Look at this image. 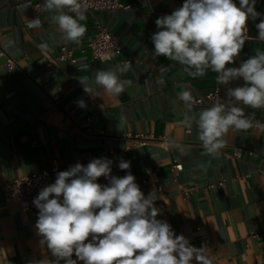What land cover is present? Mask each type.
<instances>
[{"label":"crops","instance_id":"obj_1","mask_svg":"<svg viewBox=\"0 0 264 264\" xmlns=\"http://www.w3.org/2000/svg\"><path fill=\"white\" fill-rule=\"evenodd\" d=\"M120 1L129 9L85 12L81 23L87 31L75 45L63 39L52 21L54 12L35 7L44 0H0V184L107 157L113 161L112 175L123 177L130 171L146 197L154 192L161 210L157 218L195 247H204L213 264H264V131H229L218 158L205 154L195 125L189 131L180 123L184 106L177 94L184 89L178 85L203 97L215 88L216 73L189 76L184 66L155 57L150 39L158 30L155 20L184 0ZM29 2L32 6L21 7ZM256 8L264 13V0H257ZM35 18L41 26L27 28L28 20ZM257 22L249 21V38L232 66L257 49L264 51V42L256 39ZM97 24L107 27L123 47L108 62L93 60L86 49ZM9 40L15 47L6 49ZM41 43L50 50H41ZM61 47L72 51L74 64L57 59ZM8 58L14 60L12 70L5 67ZM124 61H130L131 68L119 75L132 83L121 94L109 95L94 83L96 72L115 69ZM161 65L169 68L159 83ZM83 78L91 93L84 91ZM242 84L238 80L230 86ZM220 86V99L226 100L225 86ZM79 100L86 107H79ZM205 107L194 106L193 111ZM244 111L254 113V122L264 123V108ZM121 117L126 118L122 125ZM169 140L190 145V151L181 155ZM235 148L242 149L240 158L233 156ZM121 158L130 162L128 170L119 169ZM174 161L182 166L177 177L171 170ZM201 164L206 173L199 169ZM55 179L56 174L52 183ZM97 182L108 183L104 177ZM37 219L38 209L22 212L6 204L0 193V264L53 259L40 243Z\"/></svg>","mask_w":264,"mask_h":264},{"label":"clouds","instance_id":"obj_2","mask_svg":"<svg viewBox=\"0 0 264 264\" xmlns=\"http://www.w3.org/2000/svg\"><path fill=\"white\" fill-rule=\"evenodd\" d=\"M30 6L29 2L21 7ZM256 6L257 0H184L170 14L155 20L158 30L150 37L155 57L184 66L193 78L210 70L217 74V83L225 86L226 100L217 99L197 113L193 108L201 101L192 90L178 85L184 89L177 94L184 106L180 123L189 131L195 125L204 153L213 158L220 156L229 131H247L254 126V113L246 115L244 107L264 108V51L257 49L239 66H232L249 38V21H259L255 23L256 39L264 42V13ZM35 7L55 13L52 21L66 42H82L87 31L81 23L86 19V0H44ZM40 26L39 18L26 24L29 29ZM4 47L14 48L15 42L9 40ZM38 47L50 50L47 43ZM131 65L124 61L115 69L98 71L94 83L107 94L118 96L131 86L132 81L119 75L127 73ZM168 68L160 66L157 82H163L162 74ZM238 80L243 81L241 86H230ZM80 83L86 93L93 91L87 78ZM77 103L86 107L84 100ZM125 122L121 117V125ZM255 126L264 128L259 122ZM168 144L181 155L191 148L175 140ZM112 164L107 157L94 158L87 165L77 162L59 171L55 182L40 190L33 200L38 209L35 228L53 259L45 257L37 264H213L204 247H195L167 221L157 218L161 210L155 205L154 192L146 197L130 171L123 177L112 175ZM118 167L128 170L130 162L121 158ZM198 167L207 172L203 164ZM100 177L108 183H98Z\"/></svg>","mask_w":264,"mask_h":264},{"label":"built area","instance_id":"obj_3","mask_svg":"<svg viewBox=\"0 0 264 264\" xmlns=\"http://www.w3.org/2000/svg\"><path fill=\"white\" fill-rule=\"evenodd\" d=\"M87 3V13H97V12H108L113 13L118 9H129V6H126L121 3L120 0H86ZM75 15L74 13H71ZM86 49L91 53L93 60L99 62H108L115 55H120L123 52V47L114 34L108 30L107 27L97 24V30L93 38L87 44ZM118 50V51H117ZM0 55H3L0 52ZM60 61H70L75 63L76 59L73 57L72 51L66 47H61L59 55L57 57ZM14 60L8 58L5 63V67L8 70L14 68ZM217 76V74H216ZM221 84H216L215 88L204 95L203 97L197 98L201 103L195 106H210L215 100L220 99L221 97ZM259 122V121H256ZM260 125H264L263 122H259ZM254 130L257 132H263L264 128L256 127L254 122ZM242 154V149L235 148L233 151V156L240 158ZM75 165V163H68L65 166L58 167L55 166L51 170L42 171L17 178L11 181H7L3 184H0V193L4 197L6 204L16 205L20 208L22 212L28 213L37 208L33 204L34 198H36L40 190L52 184V176L57 174L59 171L68 170L70 166ZM172 173L175 177L182 171V166L174 161L172 165Z\"/></svg>","mask_w":264,"mask_h":264}]
</instances>
